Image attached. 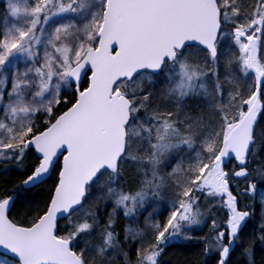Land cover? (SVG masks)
I'll list each match as a JSON object with an SVG mask.
<instances>
[{
    "label": "snow or ice",
    "instance_id": "6c2138e0",
    "mask_svg": "<svg viewBox=\"0 0 264 264\" xmlns=\"http://www.w3.org/2000/svg\"><path fill=\"white\" fill-rule=\"evenodd\" d=\"M190 7L206 14L161 21L146 48L120 24ZM16 14L0 28V264H170L173 248L178 264H264V0Z\"/></svg>",
    "mask_w": 264,
    "mask_h": 264
},
{
    "label": "water",
    "instance_id": "95a60500",
    "mask_svg": "<svg viewBox=\"0 0 264 264\" xmlns=\"http://www.w3.org/2000/svg\"><path fill=\"white\" fill-rule=\"evenodd\" d=\"M205 14L203 9L191 7L178 10L126 8L122 10L120 24L138 48H146L158 41L166 27L161 21L193 22Z\"/></svg>",
    "mask_w": 264,
    "mask_h": 264
},
{
    "label": "rangeland",
    "instance_id": "374dc122",
    "mask_svg": "<svg viewBox=\"0 0 264 264\" xmlns=\"http://www.w3.org/2000/svg\"><path fill=\"white\" fill-rule=\"evenodd\" d=\"M24 2L25 0H5V11L7 12L5 18V27H20L25 22L27 18L24 15L16 14L14 16L16 6L23 5ZM20 59L21 58L18 55L13 56L9 61V67L20 64ZM199 83L200 82L197 81L196 85H199ZM206 83L209 85L208 81Z\"/></svg>",
    "mask_w": 264,
    "mask_h": 264
},
{
    "label": "trees",
    "instance_id": "16d2710c",
    "mask_svg": "<svg viewBox=\"0 0 264 264\" xmlns=\"http://www.w3.org/2000/svg\"><path fill=\"white\" fill-rule=\"evenodd\" d=\"M245 3L248 5H251L252 0H245ZM6 5V4H5ZM5 5L3 7H0V28H4L5 27V18H6V14L7 12L5 11ZM227 27V26H226ZM220 47L222 50L227 49L229 47V37L225 36L224 40L219 41ZM202 59V57H201ZM237 76L239 77V73H237ZM240 79L242 80V87L246 88L247 84H248V79L247 78H243L240 77ZM208 84L207 87L209 89L212 88V81L211 79L208 80ZM197 90L199 89V85H196ZM202 91V90H201ZM168 257H171V261L170 264H178V260L182 259V257L180 256V253L177 249L173 248L170 249L168 256H166L164 259L167 261Z\"/></svg>",
    "mask_w": 264,
    "mask_h": 264
}]
</instances>
